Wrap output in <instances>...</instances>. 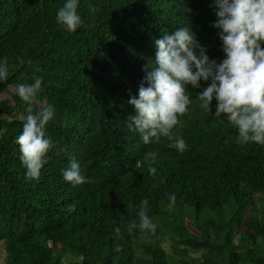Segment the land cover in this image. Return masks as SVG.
Here are the masks:
<instances>
[{
    "label": "trees",
    "instance_id": "1",
    "mask_svg": "<svg viewBox=\"0 0 264 264\" xmlns=\"http://www.w3.org/2000/svg\"><path fill=\"white\" fill-rule=\"evenodd\" d=\"M66 2L0 0V64L7 58L9 71L0 81L5 264H264V146L238 144L236 128L215 118V99L211 113L194 102L174 129L183 153L166 138L144 144L128 128V100L138 98L164 33L190 27L210 59L226 58L215 0H79L86 26L75 32L56 20ZM34 77L42 85L30 105L16 88ZM206 86H189L194 101ZM41 104L56 109L46 128L55 148L39 179L29 180L16 139L27 108ZM148 151L157 153L155 177ZM73 160L86 183L63 179ZM145 198L155 234L128 227L139 223Z\"/></svg>",
    "mask_w": 264,
    "mask_h": 264
},
{
    "label": "clouds",
    "instance_id": "2",
    "mask_svg": "<svg viewBox=\"0 0 264 264\" xmlns=\"http://www.w3.org/2000/svg\"><path fill=\"white\" fill-rule=\"evenodd\" d=\"M79 0H67L58 9L56 20L68 32L85 27L78 13ZM91 12L99 9L89 6ZM216 21L222 51L225 59L217 62L210 59L190 27H180L171 34L164 33L155 40V60L142 69L145 73L138 90V98L132 96L128 104L135 114L128 115V128L139 133L144 144L159 143L166 138L169 148L183 153L187 144L182 136L175 135L174 129L181 126L182 118L194 102L209 113L215 99V118L222 116L236 128V142L240 145L264 146V0H215ZM31 66V60H20ZM39 71V69H37ZM8 61L0 64V81L8 78ZM201 81L207 86L192 98V89H200ZM210 81V83H209ZM42 79L34 77L32 84H19L16 92L29 103H35L36 94L41 90ZM57 118L52 104H41L39 110L27 108L22 116V133L16 143L25 168L26 178L37 180L41 169L47 163L46 157L55 148L54 141L47 135L46 128ZM157 153L148 151L145 159L150 162L148 171L155 177L157 169L151 166ZM65 182L73 186L86 183L80 165L71 161L62 171ZM171 207L175 194L169 195ZM139 223H129V229L155 234L157 225L148 215V200L140 202ZM116 233H120L117 228ZM117 245L115 251H121Z\"/></svg>",
    "mask_w": 264,
    "mask_h": 264
},
{
    "label": "rangeland",
    "instance_id": "3",
    "mask_svg": "<svg viewBox=\"0 0 264 264\" xmlns=\"http://www.w3.org/2000/svg\"><path fill=\"white\" fill-rule=\"evenodd\" d=\"M2 98H4V96L0 95V101ZM163 247L166 251H169V247L166 244H164ZM5 260H6V252L4 251L3 246L1 245L0 246V264H5Z\"/></svg>",
    "mask_w": 264,
    "mask_h": 264
}]
</instances>
